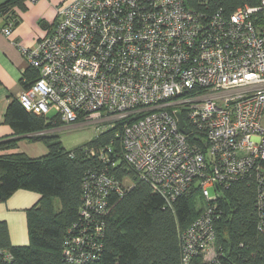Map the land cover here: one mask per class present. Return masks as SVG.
I'll return each instance as SVG.
<instances>
[{
	"label": "built area",
	"instance_id": "obj_1",
	"mask_svg": "<svg viewBox=\"0 0 264 264\" xmlns=\"http://www.w3.org/2000/svg\"><path fill=\"white\" fill-rule=\"evenodd\" d=\"M13 29L2 27L7 36ZM22 50L39 73L18 96L25 109L103 124L98 130L126 119L123 157L141 180L169 203L200 187L202 212L182 235L185 263L201 248L218 264L219 199L237 181L256 182L264 232V0L230 15L188 8L187 0H68L51 33ZM192 128L201 140H190ZM94 181L84 216L103 211L110 190L123 191L106 173ZM84 242L75 237L66 247L68 264L91 254L77 252Z\"/></svg>",
	"mask_w": 264,
	"mask_h": 264
},
{
	"label": "trees",
	"instance_id": "obj_2",
	"mask_svg": "<svg viewBox=\"0 0 264 264\" xmlns=\"http://www.w3.org/2000/svg\"><path fill=\"white\" fill-rule=\"evenodd\" d=\"M0 5L7 23L18 22L13 4ZM256 0H187L188 8L207 13L221 10L230 15ZM39 76L29 67L22 79L24 88ZM51 114V113H50ZM37 114L13 100L5 122L16 136L0 139V152L17 147L19 136L43 142L48 152L30 157L24 152L0 153V203L19 189L36 191L38 201L26 210L29 244L13 245L5 221H0V264H68L65 249L75 237L91 254L77 264H208L199 248L189 262L183 261V232L193 224L203 207L202 192L193 184L168 202L123 157L122 131L125 120H113L88 143L68 150L57 131L65 124L56 116ZM184 115V114H183ZM185 117V115H184ZM190 140L202 139L192 128ZM197 141V139H196ZM106 173L121 184L122 193L110 190L105 209L81 214L95 175ZM130 182L127 183L126 180ZM257 185L254 179L240 180L224 190L219 199L220 218L214 221V248L218 264H264V232L258 229ZM102 227V233L96 232ZM6 255L8 256L6 258Z\"/></svg>",
	"mask_w": 264,
	"mask_h": 264
},
{
	"label": "crops",
	"instance_id": "obj_3",
	"mask_svg": "<svg viewBox=\"0 0 264 264\" xmlns=\"http://www.w3.org/2000/svg\"><path fill=\"white\" fill-rule=\"evenodd\" d=\"M7 1L0 0V5ZM67 1L24 0L23 7L14 3L18 22L9 36L2 31L7 20L5 16H0V139L16 136L13 128L5 122V115L9 104L22 92V79L30 67L22 48H35L42 38L51 33L57 22V8ZM28 136H19L16 148L0 153L24 152L30 157H40L48 152L45 143L29 141ZM39 198L40 194L36 191L19 189L7 201L0 203V221L7 223L13 245L29 244L26 210Z\"/></svg>",
	"mask_w": 264,
	"mask_h": 264
},
{
	"label": "rangeland",
	"instance_id": "obj_4",
	"mask_svg": "<svg viewBox=\"0 0 264 264\" xmlns=\"http://www.w3.org/2000/svg\"><path fill=\"white\" fill-rule=\"evenodd\" d=\"M55 111L51 112L50 116H54ZM264 125V120H263ZM103 124L96 122L79 121L73 124H63L58 128L57 132L64 147L68 150L82 146L96 137L98 127ZM127 183L130 182L128 179Z\"/></svg>",
	"mask_w": 264,
	"mask_h": 264
},
{
	"label": "water",
	"instance_id": "obj_5",
	"mask_svg": "<svg viewBox=\"0 0 264 264\" xmlns=\"http://www.w3.org/2000/svg\"><path fill=\"white\" fill-rule=\"evenodd\" d=\"M178 118H179V124H180V129L185 133V134H189L190 133V128L186 125L185 120L181 114V112L177 113Z\"/></svg>",
	"mask_w": 264,
	"mask_h": 264
}]
</instances>
